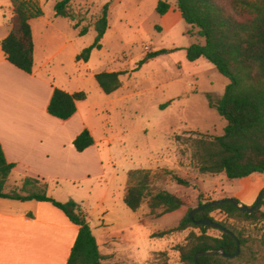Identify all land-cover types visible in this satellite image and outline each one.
<instances>
[{
    "label": "rangeland",
    "instance_id": "obj_1",
    "mask_svg": "<svg viewBox=\"0 0 264 264\" xmlns=\"http://www.w3.org/2000/svg\"><path fill=\"white\" fill-rule=\"evenodd\" d=\"M57 1L43 0L41 8L45 16L53 17ZM159 1L72 0L70 9L75 21H59V29L66 35L68 45L52 64L62 61L63 66L55 73L60 85L88 95L80 105L81 116L75 120L91 121L95 143L83 160L86 172L89 171L86 178H90L81 183L84 187L79 192L82 197H89L91 185L100 183L102 187L99 195L95 194L96 190L89 202L85 200L78 205L90 213L89 223L99 235L98 226H104L96 205L107 189L104 207L111 215L116 212L121 221L107 226L106 230L120 236L126 249L137 257L133 264H182L177 247L185 243L189 231L154 237L156 233L176 227L186 209L161 218L151 216L146 203L138 212L131 211L123 200L130 171L170 170L183 178L194 179L198 188H182L172 181L161 184L173 194L189 196L193 207H197L200 194L204 203L236 198L246 206H253L264 190L262 174L229 180L225 174L199 173L193 150L186 140L195 132L210 137L224 133L227 123L210 108L206 95L223 96L230 80L204 58L195 62L187 60L186 49L199 38V30L183 19L164 28L162 16L156 12ZM106 3H111L112 8L110 30L102 41V49L94 50L87 63L77 62L76 57L94 43V23ZM10 6V0H0V16L8 17ZM76 22L80 24L78 30L73 27ZM83 27L89 32L80 37L78 32ZM163 49L171 52L136 70L147 52ZM113 71H128L129 74L121 77L122 87L117 92L106 95L95 75ZM62 175L76 177L81 174L69 171ZM61 186L63 189L58 191L67 199L74 184L61 181L58 187ZM261 211L264 212V207ZM211 216L218 222L236 224L219 211ZM237 226L249 239L248 264H264V221L239 222ZM209 233L218 234L213 230Z\"/></svg>",
    "mask_w": 264,
    "mask_h": 264
},
{
    "label": "trees",
    "instance_id": "obj_2",
    "mask_svg": "<svg viewBox=\"0 0 264 264\" xmlns=\"http://www.w3.org/2000/svg\"><path fill=\"white\" fill-rule=\"evenodd\" d=\"M10 2L13 14L9 21L10 32L2 41V50L10 64L26 74H32L35 44L31 20L42 17L44 12L36 0ZM71 2L58 0L54 7L56 16L75 21L70 9ZM110 7L111 3L102 7L94 23V43L76 57L77 62L87 63L94 50L102 49V40L109 28ZM172 8L181 13L188 25L199 30V38L186 49L187 60L195 62L204 58L230 80L223 96L206 95L210 108L217 111L227 123L224 133L210 137L195 132L186 140L193 150V159L199 173L214 176L225 174L229 180L264 175V0H160L156 12L163 17ZM73 27L78 30L79 22ZM88 32V28L83 27L78 35L84 37ZM170 52L166 49L147 52L136 70L148 61ZM127 74L128 71L102 72L96 74L95 79L104 94L112 95L122 87L121 77ZM87 99L88 95L84 91L71 94L56 88L47 111L51 116L66 121L76 114L77 104ZM94 143L92 134L85 129L73 145L78 152H84ZM15 167V164L6 160L0 143V199L51 203L79 228L67 264H104L97 239L80 206L73 200L61 203L49 197L48 184L39 179L27 177L11 187L10 176ZM128 176L129 185L124 203L131 211L138 212L146 203L149 214L161 218L186 209L176 227L154 235L164 238L189 231L185 243L177 247L182 264H195V255L203 251L223 248L230 255L236 252V241L230 235L191 221L189 214L192 210L210 203H204L201 194L197 207H193L189 196L173 194L161 186L172 181L182 188H198L194 179L183 178L170 170L153 173L138 169L130 171ZM262 207L264 199L251 214L240 211L230 203L198 212L194 216L195 221L211 219L232 231L241 243L236 258L206 256L199 258L200 264H248L249 239L237 223L264 221ZM215 211L221 212L227 220H233L236 224L216 221L211 216ZM211 230L218 234H210Z\"/></svg>",
    "mask_w": 264,
    "mask_h": 264
},
{
    "label": "crops",
    "instance_id": "obj_3",
    "mask_svg": "<svg viewBox=\"0 0 264 264\" xmlns=\"http://www.w3.org/2000/svg\"><path fill=\"white\" fill-rule=\"evenodd\" d=\"M36 1L41 7L43 0ZM111 8L112 5L110 11ZM8 11V17L0 16V143L8 163L16 165L10 184L27 177L39 179L48 184V196L58 202H89L95 194L99 195L102 187L100 183L91 185L89 197H82L79 192L84 187L81 183L90 178H86L89 171L86 172L83 160L93 146L78 152L73 142L85 129L93 136L91 121L75 120L82 114V102L77 104L76 114L66 121L51 116L47 111L56 88L75 93L57 81L55 73L63 66L62 61L52 65L68 45L66 35L59 29V21L64 18L57 17L54 12L53 17L44 14L31 20L34 68L32 74H26L10 64L2 50V41L10 32L12 5ZM161 19L164 28H169L183 18L172 8ZM109 30L110 22L103 42ZM69 171L81 175H62ZM61 181L74 184V190L68 192L67 199L60 192L62 186L58 187ZM126 192L127 189L123 200ZM106 201L107 189L96 205L104 228L98 226L99 235L92 230L104 256V264H133L137 257L126 249L120 236L106 230L107 226L121 221L116 212L111 215L104 207ZM81 211L91 222L90 213ZM78 232L79 228L68 216L51 203L0 199V264H67Z\"/></svg>",
    "mask_w": 264,
    "mask_h": 264
},
{
    "label": "water",
    "instance_id": "obj_4",
    "mask_svg": "<svg viewBox=\"0 0 264 264\" xmlns=\"http://www.w3.org/2000/svg\"><path fill=\"white\" fill-rule=\"evenodd\" d=\"M263 199H264V190L261 192V194L259 195L257 201L255 202V204L253 206H246L242 203H239L234 198H225V199L217 200L214 202H210L208 204H205L203 206L197 207L194 210H192L189 214V217L193 223H195L197 225H203V226H207V227H210L213 229L221 230L222 232H224V233L230 235L232 238H234L236 241V245H237L236 246V252L232 255L227 254L223 248L215 249V250H211V251L199 252L195 255V258H194L195 264H200L199 258L200 257H206V256H222V257L231 258V259L236 258L239 255L240 248H241V243H240V240L238 239V237L232 231L225 228L223 225H221L217 222H214L211 219H205L202 221H195L194 216L198 212L203 211V210L208 209V208H211V207H214V206H220V205H223L225 203H230V204H233L240 211L251 214L257 210V208L260 206Z\"/></svg>",
    "mask_w": 264,
    "mask_h": 264
}]
</instances>
